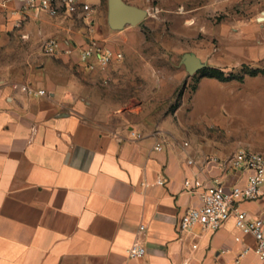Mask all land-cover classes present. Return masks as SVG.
Masks as SVG:
<instances>
[{
    "label": "crops",
    "instance_id": "crops-1",
    "mask_svg": "<svg viewBox=\"0 0 264 264\" xmlns=\"http://www.w3.org/2000/svg\"><path fill=\"white\" fill-rule=\"evenodd\" d=\"M90 1L96 16L104 0ZM224 1L251 3L220 29V52L234 48L243 63L258 64L264 0ZM20 10V0H0V51L24 49L21 64L32 66L0 85V264H264L253 250L236 263L256 240L234 218L215 232L179 230L182 213L200 204L196 182L218 179L226 191L246 184L247 172L219 163L238 149L184 136L180 124L158 132L115 126L99 90L69 69L82 66L79 50L94 40L86 27L45 13L21 22ZM49 39L63 43L60 55L43 54ZM241 208L264 217V186ZM136 243L146 255L130 259Z\"/></svg>",
    "mask_w": 264,
    "mask_h": 264
},
{
    "label": "rangeland",
    "instance_id": "rangeland-1",
    "mask_svg": "<svg viewBox=\"0 0 264 264\" xmlns=\"http://www.w3.org/2000/svg\"><path fill=\"white\" fill-rule=\"evenodd\" d=\"M125 1L148 11L136 26L112 29L108 0L92 21L69 17L86 27L87 35L100 46L123 53V59L106 72L69 66L99 90L113 124L125 129L139 125L151 132L180 124L184 136L229 150L247 148L264 153V59L254 65L243 63L240 50L227 48L221 53L219 49L220 29L233 21L231 16L246 14L251 2ZM190 52L208 65L194 75L182 62ZM39 54L37 63L41 64L47 57ZM25 55L21 48L0 51V85L30 73L32 66L21 64ZM212 66L233 78L219 84L216 78L204 76ZM254 70L256 76L251 75ZM250 77L256 79L246 80Z\"/></svg>",
    "mask_w": 264,
    "mask_h": 264
},
{
    "label": "built area",
    "instance_id": "built-area-1",
    "mask_svg": "<svg viewBox=\"0 0 264 264\" xmlns=\"http://www.w3.org/2000/svg\"><path fill=\"white\" fill-rule=\"evenodd\" d=\"M21 22L31 18L47 14L53 18L78 17L86 22L92 21L95 10L90 0H20ZM43 54L50 57L60 55L63 51V43L56 39H49L42 48ZM80 63L90 71L106 72L115 61L123 59V53L110 47H102L97 41H91L86 47L79 50ZM20 88L28 94L45 95V90L37 92L27 85ZM133 134H135L133 132ZM138 137H141L139 134ZM156 149L161 150L158 145ZM218 158L214 162H219ZM193 163V161H189ZM221 165H229L233 169L243 170L248 173L245 185L233 186L226 191L221 182L216 179L209 185L196 182V188L200 194V204L186 209L180 218L179 230L181 232L193 231L201 227L205 231H218L229 219L234 218L236 227L247 235H252L256 240L253 248H246L236 259L248 254L251 250L264 263V217H252L241 208L245 202L253 201L262 195L264 186V153L247 148L238 149L232 157ZM158 183L163 184L162 179ZM188 188L193 186L191 180H186ZM141 230L145 227L141 226ZM146 247L134 244L127 250L130 259H140L146 255Z\"/></svg>",
    "mask_w": 264,
    "mask_h": 264
},
{
    "label": "water",
    "instance_id": "water-1",
    "mask_svg": "<svg viewBox=\"0 0 264 264\" xmlns=\"http://www.w3.org/2000/svg\"><path fill=\"white\" fill-rule=\"evenodd\" d=\"M108 8V22L115 30L124 29L127 25L136 26L148 15L147 10L129 4L125 0H108ZM182 62L191 75L208 66L199 56L191 52L184 55Z\"/></svg>",
    "mask_w": 264,
    "mask_h": 264
},
{
    "label": "trees",
    "instance_id": "trees-1",
    "mask_svg": "<svg viewBox=\"0 0 264 264\" xmlns=\"http://www.w3.org/2000/svg\"><path fill=\"white\" fill-rule=\"evenodd\" d=\"M257 74H258L257 70L251 72L252 76H256ZM204 76L215 77L222 81H229L233 78V76H227L222 70L217 68L207 69L206 72L204 73Z\"/></svg>",
    "mask_w": 264,
    "mask_h": 264
}]
</instances>
